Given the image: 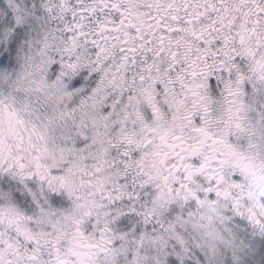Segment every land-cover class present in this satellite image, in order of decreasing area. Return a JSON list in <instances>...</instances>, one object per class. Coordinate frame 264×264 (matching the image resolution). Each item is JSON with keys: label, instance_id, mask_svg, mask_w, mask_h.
<instances>
[{"label": "snow or ice", "instance_id": "6c2138e0", "mask_svg": "<svg viewBox=\"0 0 264 264\" xmlns=\"http://www.w3.org/2000/svg\"><path fill=\"white\" fill-rule=\"evenodd\" d=\"M264 0H0V264H264Z\"/></svg>", "mask_w": 264, "mask_h": 264}, {"label": "rangeland", "instance_id": "374dc122", "mask_svg": "<svg viewBox=\"0 0 264 264\" xmlns=\"http://www.w3.org/2000/svg\"><path fill=\"white\" fill-rule=\"evenodd\" d=\"M247 190L248 192L251 191V189ZM252 196H255L254 190L250 192V197ZM235 214L246 220L253 230L257 232H264V205L253 201L245 208V210L238 209ZM258 215L260 216V220L257 219Z\"/></svg>", "mask_w": 264, "mask_h": 264}, {"label": "flooded vegetation", "instance_id": "af4514ba", "mask_svg": "<svg viewBox=\"0 0 264 264\" xmlns=\"http://www.w3.org/2000/svg\"><path fill=\"white\" fill-rule=\"evenodd\" d=\"M250 192H248L247 189L244 191H238L235 197V204L237 205L239 210H245L246 207H248L253 201L260 203L258 199V194L254 191L255 196L250 197ZM258 220H260V216L257 217Z\"/></svg>", "mask_w": 264, "mask_h": 264}]
</instances>
